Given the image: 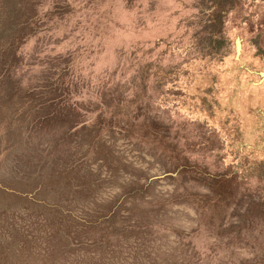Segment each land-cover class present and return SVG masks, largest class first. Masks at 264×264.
<instances>
[{
  "label": "rangeland",
  "instance_id": "obj_1",
  "mask_svg": "<svg viewBox=\"0 0 264 264\" xmlns=\"http://www.w3.org/2000/svg\"><path fill=\"white\" fill-rule=\"evenodd\" d=\"M0 0V264H264V0Z\"/></svg>",
  "mask_w": 264,
  "mask_h": 264
},
{
  "label": "trees",
  "instance_id": "obj_2",
  "mask_svg": "<svg viewBox=\"0 0 264 264\" xmlns=\"http://www.w3.org/2000/svg\"><path fill=\"white\" fill-rule=\"evenodd\" d=\"M12 4H14V17L10 23V26L6 25V27H9L11 31H13V36H15L19 35L20 31H23L25 24L28 22V16L25 14L26 10L22 0H16ZM1 26L4 25L0 23V27Z\"/></svg>",
  "mask_w": 264,
  "mask_h": 264
}]
</instances>
